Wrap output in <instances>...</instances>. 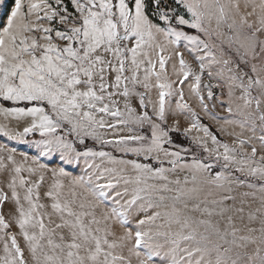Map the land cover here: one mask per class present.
Wrapping results in <instances>:
<instances>
[{"label":"snow or ice","instance_id":"6c2138e0","mask_svg":"<svg viewBox=\"0 0 264 264\" xmlns=\"http://www.w3.org/2000/svg\"><path fill=\"white\" fill-rule=\"evenodd\" d=\"M0 264H264V0H0Z\"/></svg>","mask_w":264,"mask_h":264}]
</instances>
